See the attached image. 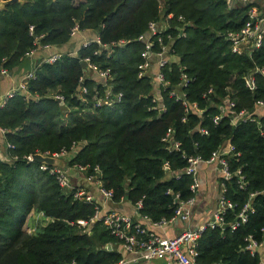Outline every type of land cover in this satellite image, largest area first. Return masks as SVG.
I'll return each mask as SVG.
<instances>
[{
	"label": "trees",
	"instance_id": "16d2710c",
	"mask_svg": "<svg viewBox=\"0 0 264 264\" xmlns=\"http://www.w3.org/2000/svg\"><path fill=\"white\" fill-rule=\"evenodd\" d=\"M252 5L232 0H20L0 6V71L11 72L40 46L66 44L75 27L96 33L99 40L54 63L39 62L26 90L0 105L5 141L0 264H115L122 258L118 240L102 222L78 224L90 219L95 205L75 200L55 175L27 156L67 151L66 166L86 167L85 174L98 166L99 182L112 191V202L123 199L134 206L141 201L138 214L156 222L172 218L180 202L194 196L193 179L184 172L187 159L198 156L205 162L228 144L237 153L227 157L233 174L219 181L232 207L220 212L222 225L201 231L194 258L199 264H260L258 250L246 246L251 240L264 243V107L256 104L264 102V75L255 71L264 70V43L251 53H237L228 39V33L244 25ZM164 19L167 28L160 35L171 57L161 67L166 85L155 87L150 74L138 75L143 61L138 37L150 22ZM158 45L152 41L151 50ZM84 58L107 70V78L82 67ZM249 74L253 90L245 85ZM176 90L184 92L186 106L176 99ZM225 99L234 105L221 112ZM242 109L248 116L233 119ZM168 129L175 148L162 140ZM246 204L242 221L238 214Z\"/></svg>",
	"mask_w": 264,
	"mask_h": 264
},
{
	"label": "built area",
	"instance_id": "2783aa9c",
	"mask_svg": "<svg viewBox=\"0 0 264 264\" xmlns=\"http://www.w3.org/2000/svg\"><path fill=\"white\" fill-rule=\"evenodd\" d=\"M252 2V6L249 7L247 11V19L244 25L236 32L228 33V39L231 42V50L237 53H251L252 51L258 50L262 47L264 43V9L257 3H263L264 0H232V3L235 4H248ZM256 4V5H254ZM170 15L168 16V18ZM165 23V25H164ZM32 28V27H31ZM167 28L166 19L160 20L159 22H150L145 33L141 34L138 37V40L143 42V51H142V63L139 67V76H142L144 73H148L152 76V84L155 87L165 86L166 82L164 80L163 73L161 72V67L164 66L168 61L171 55L169 54V47L166 43H164L160 33ZM79 30L75 27L72 30V35L77 33ZM170 39V37H168ZM96 41L99 42L97 34L93 40L84 42L81 46L88 45L90 42ZM152 41L158 42L157 51L153 52L152 49ZM124 41L120 40L119 44H123ZM43 49H47L50 45L40 46ZM34 50H31L26 55H30L34 53ZM67 54L74 55V52H66ZM65 54L63 52H55L47 55L42 58L43 62L54 63L59 60L62 55ZM40 61V62H42ZM82 61H85L87 66L94 71L99 78L103 81L108 76L107 70H99L95 65L91 64L88 58H84ZM33 71L28 72L23 78L22 82L18 84V86L7 92L4 99L0 102V105L4 103V101L11 97L15 92L21 91L24 92L26 90V82L28 79L33 77ZM255 71H260L264 75V70H260L255 68ZM8 72L5 69H1L0 74L2 76L6 75ZM186 80V79H185ZM245 85L250 90L255 88V82L252 74H249L245 77ZM184 84V83H183ZM82 92H85V89L82 88ZM176 96V99L181 100V102L186 106L187 103L184 98V92L176 90L173 92ZM121 94H117L113 97V100L118 101L120 99ZM57 99L61 100V96H56ZM154 101H159L158 93L154 92L153 96ZM101 103V100L98 101ZM258 107H264V102L259 100L256 102ZM234 105V102L231 100H224V105L221 108V112H228L227 108H230ZM195 107V105L193 104ZM225 106V107H224ZM163 109V108H162ZM247 112L242 109L236 115H234L233 119L237 120L238 118H246L245 116ZM219 116H215L213 118L214 122H217ZM184 120V119H183ZM205 132V131H204ZM0 133L3 134V130L0 128ZM171 130L168 129L166 135L162 138L164 141L171 142L172 146L175 148L178 146L176 142L171 141ZM8 147L9 144H6ZM67 151L55 152V153H38L44 157H52L57 160H61ZM236 155L234 153V147L231 144L228 146H224L216 149L212 152L210 158L205 160L206 163H214L221 175V178L229 179L232 176V172L229 170L227 157L230 155ZM35 155V154H34ZM33 155L27 156V160L31 161ZM4 159V153L0 150V160ZM202 160L198 156H191L187 159V166L184 172L190 175L193 179V183L190 188L192 192L195 194L196 189L198 187L197 181V166L201 163ZM40 169L48 171L49 173L55 175L57 182L62 186L67 192H70L75 200L85 203H93L95 205V211L93 215L90 217L88 221L86 220H78V224L85 226L88 222H96L100 221L104 225V227L109 231L111 235H113L117 240V245H121L122 250V258L115 264H134L140 259L152 260V259H163L167 261H176L178 264H199L195 261V245L196 241L204 229V227L198 228L197 230H184L173 237H164L157 235L147 229V227L139 222L133 220V218L125 213H122L117 210L108 209V203L112 202V191L103 188L99 182L98 176L100 174V170L98 166L93 167V173L85 174L86 167L83 166H66V164H54L47 165L45 163L40 164ZM68 169L72 171L78 170L82 172L81 179L74 185L70 183V172ZM239 173V171H236ZM83 180H85V184H89V187H95L96 194L92 193L89 187L84 186ZM225 188L223 184L220 183V194L217 200L218 209L214 216V221L209 223V226L222 225L223 221L220 217V212H222L226 208H231L232 204L227 201L224 197ZM194 198H190L184 202H180L178 207L175 210V214L170 219H161L156 222H152L148 217L141 216L142 219L149 221L153 225H164L166 223L171 222L175 218H179L183 221L187 220L190 214V206L193 203ZM124 201L123 199L120 201ZM135 210L138 212V209L141 207V201H138L135 205ZM248 204L244 206L242 211L238 214V218L242 221L246 220V211ZM235 224L233 225V228ZM257 245L255 241L251 240L246 248L253 252L255 249L257 250ZM111 248V245H110ZM128 256V257H127ZM218 264V263H215ZM260 264H264V260H261Z\"/></svg>",
	"mask_w": 264,
	"mask_h": 264
},
{
	"label": "crops",
	"instance_id": "0c3cea01",
	"mask_svg": "<svg viewBox=\"0 0 264 264\" xmlns=\"http://www.w3.org/2000/svg\"><path fill=\"white\" fill-rule=\"evenodd\" d=\"M165 25V23H164ZM96 33L92 31H78L72 35L69 42L62 46H50L47 49L38 47L34 53L26 55L20 65L6 75L1 76L0 80V102L4 99L7 92L14 90L19 83L22 82L25 75L32 71L35 66L42 61V58L55 52H74L86 41L93 40ZM0 150L5 152V141L3 135H0ZM70 177L75 181L81 179L82 172L73 169H68ZM79 177V179H77ZM220 172L214 163L201 162L197 166V181L198 187L193 196L194 200L190 206V214L187 220L183 221L179 218L173 219L171 222L164 225H153L147 220L141 218L135 207L126 200L114 203H108V209L117 210L125 213L133 218L135 221L143 223L147 229L157 235L164 237H173L184 230H197L214 221V216L218 209L217 200L220 194ZM77 179V180H76ZM76 182V183H77ZM83 185L89 187V184ZM92 193H97L95 187H89ZM118 250H122L121 245H116ZM261 248V249H260ZM258 253L262 260H264V243L257 247ZM128 257V256H127ZM134 264H178L176 261H167L163 259L145 260L140 259Z\"/></svg>",
	"mask_w": 264,
	"mask_h": 264
},
{
	"label": "water",
	"instance_id": "95a60500",
	"mask_svg": "<svg viewBox=\"0 0 264 264\" xmlns=\"http://www.w3.org/2000/svg\"><path fill=\"white\" fill-rule=\"evenodd\" d=\"M20 0H0V6L6 5V4H11L14 2H19ZM183 33V29L180 30V34ZM86 62L85 61H81V66L82 67H86ZM30 162H36L38 164H42L45 163L47 165H54V164H60L61 161L57 160L55 158L52 157H44L41 156L39 154H35L32 156V160ZM224 227L227 225H223ZM107 249H110V245L107 246Z\"/></svg>",
	"mask_w": 264,
	"mask_h": 264
},
{
	"label": "rangeland",
	"instance_id": "374dc122",
	"mask_svg": "<svg viewBox=\"0 0 264 264\" xmlns=\"http://www.w3.org/2000/svg\"><path fill=\"white\" fill-rule=\"evenodd\" d=\"M69 155V153L68 154H65L63 157H61V163L60 164H62V165H64V164H67L66 163V161H65V159H64V157L66 158L67 156ZM71 178V177H70ZM77 179H79V177L77 178ZM76 179V180H77ZM76 182L77 181H75L74 179H70V183L72 184V185H74V184H76ZM28 216H33L34 217V214H33V212L32 211H30V213L28 214ZM23 228H25L24 230L26 231V232H29V227L27 228L25 225H23ZM261 249V248H260Z\"/></svg>",
	"mask_w": 264,
	"mask_h": 264
},
{
	"label": "clouds",
	"instance_id": "9594fccd",
	"mask_svg": "<svg viewBox=\"0 0 264 264\" xmlns=\"http://www.w3.org/2000/svg\"><path fill=\"white\" fill-rule=\"evenodd\" d=\"M60 161H62V160H60Z\"/></svg>",
	"mask_w": 264,
	"mask_h": 264
}]
</instances>
